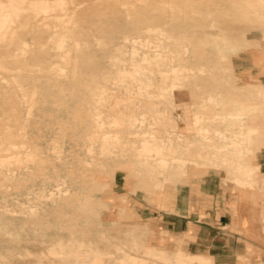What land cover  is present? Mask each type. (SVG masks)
Here are the masks:
<instances>
[{
  "label": "rangeland",
  "instance_id": "obj_1",
  "mask_svg": "<svg viewBox=\"0 0 264 264\" xmlns=\"http://www.w3.org/2000/svg\"><path fill=\"white\" fill-rule=\"evenodd\" d=\"M107 1L62 0L40 12L25 2L3 28L0 159L9 165L0 173V264H95L97 249L108 251L103 264H215L207 252L154 244L153 228L132 206L164 208L181 185L208 180L240 191L249 182L257 193L264 180L235 164L239 143L217 154L195 143L187 149L180 139L177 148L152 152V170H139L140 140L153 130L194 138L191 117L210 133L248 125L264 132V0ZM138 23L152 29L135 32ZM154 57L162 61L151 63ZM138 64L145 76L133 80L128 74ZM210 93L216 107L203 105ZM103 133L114 135L109 151ZM263 151L257 145L245 154L256 153L260 163ZM39 165L43 172L34 176ZM164 166L172 170L163 173Z\"/></svg>",
  "mask_w": 264,
  "mask_h": 264
},
{
  "label": "crops",
  "instance_id": "obj_2",
  "mask_svg": "<svg viewBox=\"0 0 264 264\" xmlns=\"http://www.w3.org/2000/svg\"><path fill=\"white\" fill-rule=\"evenodd\" d=\"M260 163L264 174V151ZM180 187L164 208L132 206L153 228L154 244L207 252L215 264H264V189L240 191L213 180Z\"/></svg>",
  "mask_w": 264,
  "mask_h": 264
},
{
  "label": "bare ground",
  "instance_id": "obj_3",
  "mask_svg": "<svg viewBox=\"0 0 264 264\" xmlns=\"http://www.w3.org/2000/svg\"><path fill=\"white\" fill-rule=\"evenodd\" d=\"M99 1V0H98ZM109 1V0H108ZM108 1H107V3H108ZM112 1V0H111ZM115 1V0H114ZM120 1V0H119ZM118 1V2H119ZM25 2H28L32 7H34L35 8V10L37 11V12H40V11H42V10H48L51 6H52V3H54V7L57 5V4H60L61 2H62V0H53V1H51V0H6V2L5 1H3V0H0V36H2L3 35V28L5 27V25H6V23L8 22V21H11L12 20V17H11V15L12 14H20L21 12H23V9L25 8V5H24V3ZM116 2V1H115ZM94 3V2H93ZM93 3H91V4H93ZM98 3V2H97ZM120 3V2H119ZM80 6V5H79ZM78 8V7H77ZM71 12H73V15H74V13L75 12H77V9H76V6H75V8H71ZM25 25L27 24V23H24ZM39 24V23H38ZM21 25V24H20ZM25 25H24V27H25ZM35 25V24H34ZM168 25V24H167ZM27 26V25H26ZM33 26V25H32ZM150 29H152V27L149 25V24H147V25H144V26H142L140 23H138L136 26H135V28L133 29L135 32H142L143 30H150ZM159 29H160V27H159ZM161 30V29H160ZM146 32V31H145ZM156 32V31H155ZM154 32V33H155ZM166 32V31H165ZM152 33V32H151ZM160 34H162L161 32H160ZM165 34V33H164ZM167 34V33H166ZM130 35V34H129ZM129 35H125L124 37L125 38H130L129 37ZM131 36V35H130ZM166 36V35H165ZM75 39V38H74ZM79 40V39H78ZM77 40V41H78ZM77 41H75L76 43H80V42H77ZM80 41V40H79ZM186 41V40H185ZM9 45H10V43L9 42H7ZM4 45H6V47H7V45L8 44H5V42L3 43ZM87 44H88V42H87ZM86 44V46H88ZM190 44V43H189ZM4 45H2V46H4ZM84 45H85V43H84ZM85 46V47H86ZM190 46V45H189ZM9 47V46H8ZM84 47V46H83ZM0 48H1V46H0ZM3 48V47H2ZM81 48V47H80ZM79 48V49H80ZM188 48V47H187ZM83 49V48H82ZM82 49H80V50H82ZM86 49V48H85ZM134 55V54H133ZM4 56V55H3ZM13 55H11V57H12ZM16 56V55H15ZM14 57V56H13ZM16 57H19V56H16ZM131 57H132V55H131ZM159 57H160V55H159ZM6 58V57H5ZM15 58V57H14ZM155 58V57H154ZM192 58V57H191ZM112 59V58H111ZM132 59V58H131ZM144 59L145 60H149V58L147 57V56H145L144 57ZM195 59V58H194ZM16 60L17 61H22V60H20V59H17L16 58ZM119 60V59H118ZM133 60V59H132ZM112 61H113V59H112ZM151 61V60H150ZM162 60L161 59H159L158 57H156L154 60H152L151 61V63L152 62H156L157 64L159 63V62H161ZM26 62V61H25ZM25 62H23V63H25ZM115 62V61H114ZM113 62V63H114ZM155 63V64H156ZM156 64V65H157ZM155 66V65H154ZM159 66V65H158ZM134 67V66H133ZM156 67V66H155ZM143 68V66L142 65H136L135 67H134V70L132 71V72H130L129 74H128V76L131 78V79H133V80H135V79H143V77L145 76V74H144V76H143V74L141 73V69ZM151 68V67H150ZM159 68V67H158ZM142 70H146V69H142ZM151 70V69H150ZM138 71V72H137ZM153 71V70H152ZM156 71H158V70H156ZM143 73L145 72V71H142ZM148 72V71H147ZM96 77V75L95 76H93L92 78H95ZM103 78H105V76L103 75L102 76ZM106 78H107V76H106ZM146 78V77H145ZM147 79V78H146ZM153 79V78H152ZM151 79V80H152ZM168 79V78H167ZM162 80H164V79H162ZM151 82V81H150ZM161 82H163V81H161ZM160 84V83H159ZM159 84H157L158 86H159ZM143 83L141 84V86H139L140 88L142 87L143 88ZM162 85V84H161ZM157 86V87H158ZM183 86V85H182ZM181 86V87H182ZM180 87V86H179ZM185 87V86H184ZM139 88V89H140ZM163 88V87H162ZM178 88V87H177ZM37 89V88H36ZM144 89H145V86H144ZM164 89V88H163ZM180 89H182V88H180ZM184 92V91H183ZM173 93H178V94H180L181 93V91L180 90H177L176 88L175 89H173ZM150 94V93H149ZM148 94V95H149ZM162 94V93H161ZM163 95H165V93H163ZM162 95V96H163ZM182 94H180L179 96H181ZM93 96H95V95H93ZM166 96V95H165ZM178 96V97H179ZM101 97V96H100ZM164 97V96H163ZM167 97H168V95H167ZM166 97V98H167ZM101 99H102V97H101ZM103 99H104V97H103ZM106 99V98H105ZM98 100H99V98H98ZM177 101V100H176ZM205 100L204 99H202L201 100V102H204ZM173 102V101H172ZM32 103L34 104V103H36V99H34L33 98V100H32ZM151 103V102H150ZM153 104V103H152ZM151 104V105H152ZM209 104L210 105H213V106H215L216 107V105H219V99H217V98H215V97H213V95L210 93V95L208 96V99H207V101H206V104L205 103H203V105H208L209 106ZM236 104V103H235ZM238 104V103H237ZM240 104V106L239 107H241V105H242V103H239ZM174 105L177 107V109H178V111H179V117L181 116V117H183V115H182V113H181V111L183 110V104H182V102H180V101H178V102H176V103H174ZM235 107H237L236 105H234ZM11 108L14 110V113L15 114H17V116H19V105H17L16 103H12V105H11ZM151 108V107H150ZM153 109H155V108H153ZM156 110V109H155ZM158 111V110H157ZM78 113V112H77ZM233 113H235V112H233ZM166 116V115H165ZM161 117H162V115H161ZM164 117V116H163ZM167 118H168V116H166ZM165 118V117H164ZM164 118H162L163 120H164ZM161 119V118H160ZM161 119V120H162ZM184 119H185V117H184ZM162 120V121H163ZM191 120L192 121H194L195 122V125H193L191 128H190V131H191V133L193 132V133H196L195 134V136H194V138H190L189 137V134L190 133H184L183 132V134H178L177 132H175V133H169V135L167 136V135H163V134H159L157 131H155V130H153L149 135H144L142 138H141V140H140V142H141V147H142V149L141 150H139V152H138V155L140 156V157H142L141 159H140V164L143 166V167H141L139 170H148V171H150V170H152L153 168H152V163L149 161V157H151L152 155H153V153L152 152H154V151H156V152H159L161 149H163V148H167L168 150H172V149H174V148H177L178 146H179V144H181V142L183 141V143L186 145V148L187 149H190V147L192 146L191 144H193L194 145V143H195V145H198L199 147H207L208 149L210 148V147H216L217 148V154L218 153H221L223 150V148H226V147H228L229 145H231V146H233V147H235V146H237V145H235V144H237V143H239V146H237V148H234L235 150H233L232 152H234L235 154H236V159H237V161L235 162V164H237L238 165V167L239 168H241V170H242V172L244 173V174H246V175H248V176H250L251 178H253V179H255V178H258V179H262V180H264V174H262V172L259 170V168H261V167H259V165H260V163H259V161H257L256 160V158H257V154L256 153H254V154H252V153H249V154H245L246 153V151H251L252 150V146H254V147H256L257 145H261V146H264V132H258L257 130H255V128L257 127V126H250V125H248L246 128L245 127H243V123H240L238 126H240V127H243V129H231L230 130V133L228 134V133H225V132H223L222 130H219V129H217L215 132H213V133H210V130L209 129H207L206 127H203V126H198V125H196V123L198 122V118H193V117H191ZM27 121H28V119H26V120H23V121H21L22 122V125L23 126H26V124H27ZM158 121V120H157ZM84 122H85V120H84ZM96 122V124L100 127V122L98 121V120H96L95 121ZM165 121H163V122H161V124L162 125H164L165 123H164ZM167 122V124H168V121H166ZM224 122H225V124L226 125H228V126H231V125H233V126H235V124H237V122H236V120L234 119V118H225L224 119ZM102 123V122H101ZM5 123H3L2 121H0V129H2L3 127H5ZM171 126H174V124H171ZM166 129V131H167V129H168V127H166L165 128ZM107 133V132H106ZM106 133H103V135L101 136V142H103V146H102V150H105V151H109L110 150V147L108 146V144H109V142L111 141V139H113V137H114V135H107ZM94 136V135H93ZM93 136H89V139H93L94 137ZM117 136V134L115 135V137ZM215 136H217V137H221L222 138V140H221V142L220 143H218V141H216V139H215ZM93 137V138H92ZM180 139H182V141L180 140ZM2 137H0V142H2ZM106 143H108V144H106ZM255 143V144H254ZM240 147V148H239ZM199 154H200V156H202V157H204V156H209L210 155V152H208L207 154H205V155H203V153L202 152H199ZM153 159H155V158H153ZM8 165H9V161H8V159H0V173H3V172H5V168H7L8 167ZM19 166H23V164H21V163H19L18 164ZM26 166V165H25ZM165 167V166H164ZM259 167V168H258ZM167 168V169H166ZM43 170V168H42V166H38V167H35V172L33 173V175L34 176H36L35 174H39V173H41V172H43L42 171ZM168 170L169 171H171L172 169L171 168H168L167 166L164 168V169H162V171L161 172H163V173H167L168 172ZM45 173V172H44ZM42 174V173H41ZM41 174H40V176H41ZM46 174V173H45ZM44 174V175H45ZM33 175H31V176H33ZM43 175V176H44ZM55 176H56V174L54 175V179H55ZM47 177V176H46ZM49 177V176H48ZM49 181V180H48ZM47 181V182H48ZM243 181V180H242ZM45 183H46V180H45ZM145 184L146 183H148L147 181H145L144 182ZM156 186H158V187H161L162 188V184H161V182L160 181H154L153 182ZM248 184L246 185V183L244 184L245 185V188L243 187V184H241V183H239V184H241V186H240V188L242 189V190H248L247 189V187L248 186H250L249 185V182H247ZM252 187V186H251ZM249 189L252 191V193H255L254 192V188H250L249 187ZM37 201H38V199H37ZM57 201H58V199H57ZM169 232V231H168ZM134 241V240H133ZM136 241V240H135ZM135 243V242H134ZM137 244V243H136ZM135 244V245H136ZM137 246V245H136ZM135 246V248H137ZM119 247V246H118ZM151 248V247H150ZM160 248H162V247H160ZM119 249V248H118ZM148 249V248H147ZM122 250H123V252H124V249H121L120 250V252H122ZM133 250V249H132ZM150 250V249H149ZM97 253L96 254H93V258H94V256H95V264L96 263H98V264H103V259H102V255L104 254V253H107V255H108V251L106 250H99V249H97V251H96ZM119 253V252H118ZM120 254V253H119ZM124 254V253H123ZM126 254V253H125ZM128 254V253H127ZM86 255V254H85ZM84 255V256H85ZM106 255V254H105ZM111 255V254H110ZM88 255H86V257H87ZM109 256V255H108ZM126 256V255H125ZM170 256V255H169ZM86 257H79V259H80V262H85L87 259H86ZM89 257V259H90V256H88ZM93 258H91V259H93ZM116 259H117V257H115ZM124 258V256L123 257H119L118 259H123ZM171 258V257H170ZM172 258H174V257H172ZM115 259V260H116ZM105 260V259H104ZM175 261H177V260H175ZM107 263H109V259H107V261H106ZM177 264H178V261H177Z\"/></svg>",
  "mask_w": 264,
  "mask_h": 264
}]
</instances>
